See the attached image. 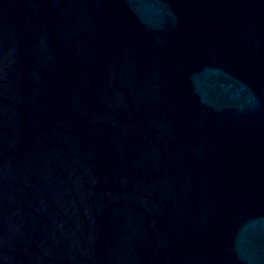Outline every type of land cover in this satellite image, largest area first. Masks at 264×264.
Wrapping results in <instances>:
<instances>
[{
  "label": "water",
  "instance_id": "1",
  "mask_svg": "<svg viewBox=\"0 0 264 264\" xmlns=\"http://www.w3.org/2000/svg\"><path fill=\"white\" fill-rule=\"evenodd\" d=\"M0 264H264V0H0Z\"/></svg>",
  "mask_w": 264,
  "mask_h": 264
}]
</instances>
